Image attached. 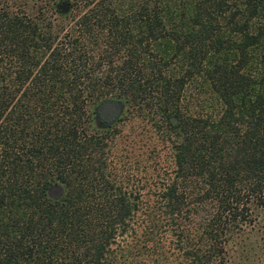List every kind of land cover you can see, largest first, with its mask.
I'll return each mask as SVG.
<instances>
[{"label": "trees", "instance_id": "16d2710c", "mask_svg": "<svg viewBox=\"0 0 264 264\" xmlns=\"http://www.w3.org/2000/svg\"><path fill=\"white\" fill-rule=\"evenodd\" d=\"M59 1L0 0V264L251 262L264 0ZM104 99L140 123V168Z\"/></svg>", "mask_w": 264, "mask_h": 264}, {"label": "rangeland", "instance_id": "374dc122", "mask_svg": "<svg viewBox=\"0 0 264 264\" xmlns=\"http://www.w3.org/2000/svg\"><path fill=\"white\" fill-rule=\"evenodd\" d=\"M139 125H140V123L138 122L137 118L128 119L127 116H124V114L122 115V118L113 125L119 129L120 134L123 137H125V139L127 140V143L126 142L124 143L123 151L127 152V154H128L127 159L129 162L124 164V166L129 167L130 169L134 168L136 166L138 168H140V165H141L140 163L136 165V163L133 162L132 157H131L132 153L138 152V150H139L138 149L139 143L135 141L136 135H138V132H139ZM146 126L147 125L145 124V122L142 121V127H143L142 129H145ZM120 145L116 144L115 146L117 148L119 146V148H120ZM114 151H115V149H114ZM160 153L162 155H164L166 153V155H167V152L164 149H161ZM250 260H251V262H248L247 264H264V248H262V250H260V251H254L251 254ZM134 264H145V263L143 261H137Z\"/></svg>", "mask_w": 264, "mask_h": 264}, {"label": "water", "instance_id": "95a60500", "mask_svg": "<svg viewBox=\"0 0 264 264\" xmlns=\"http://www.w3.org/2000/svg\"><path fill=\"white\" fill-rule=\"evenodd\" d=\"M57 7L60 11L65 12L68 9V3L65 0H60L57 3ZM121 104L117 100L104 99L95 106L96 113L104 116L105 123H110L115 117H117L121 111ZM60 187L57 184H53L49 187V193L53 196L58 195Z\"/></svg>", "mask_w": 264, "mask_h": 264}, {"label": "flooded vegetation", "instance_id": "af4514ba", "mask_svg": "<svg viewBox=\"0 0 264 264\" xmlns=\"http://www.w3.org/2000/svg\"><path fill=\"white\" fill-rule=\"evenodd\" d=\"M123 112H124V107L122 106L119 115L115 117L113 121H111L110 123H105L104 116L100 115L99 113H95V121L100 127H110V126L112 127L116 122H118L121 119Z\"/></svg>", "mask_w": 264, "mask_h": 264}]
</instances>
